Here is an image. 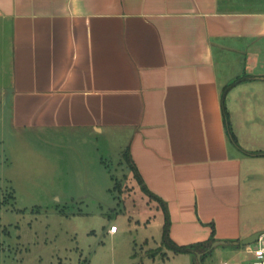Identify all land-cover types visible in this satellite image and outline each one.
Segmentation results:
<instances>
[{"label":"crops","instance_id":"crops-1","mask_svg":"<svg viewBox=\"0 0 264 264\" xmlns=\"http://www.w3.org/2000/svg\"><path fill=\"white\" fill-rule=\"evenodd\" d=\"M263 97L264 0H0V105L11 126L101 139L129 165L127 154L138 187L167 210L162 245L201 264L209 250L169 244L214 233L240 249L264 232L242 202L239 153L256 154L229 148L243 119L229 113H254ZM231 256L221 264L241 263Z\"/></svg>","mask_w":264,"mask_h":264},{"label":"rangeland","instance_id":"rangeland-1","mask_svg":"<svg viewBox=\"0 0 264 264\" xmlns=\"http://www.w3.org/2000/svg\"><path fill=\"white\" fill-rule=\"evenodd\" d=\"M226 104L229 113V99ZM254 109L229 113L234 124L243 116L238 144L229 148L256 154L239 153L249 177L242 202L250 208L247 218L258 222L264 221V97ZM89 143L67 133L15 129L0 105V264H201L197 253L162 245L163 210L148 200L116 149L101 139ZM111 225L117 233L108 232ZM214 242L204 264L231 262L234 251L240 264L254 259L244 246Z\"/></svg>","mask_w":264,"mask_h":264},{"label":"trees","instance_id":"trees-1","mask_svg":"<svg viewBox=\"0 0 264 264\" xmlns=\"http://www.w3.org/2000/svg\"><path fill=\"white\" fill-rule=\"evenodd\" d=\"M226 117H227V113H225ZM227 120V118H226ZM126 156V159H128L129 161V167L134 171V176L136 177V179L138 181H141V178L136 170V167L132 164L131 160H129V157L127 154H125ZM142 190L152 196V194H150V192L146 189L145 186H142ZM165 210V223H164V226H163V242L165 244H168V228H169V220H168V213H167V210L164 208ZM213 241H216L215 238H214V233L211 234L210 236V239L207 240L206 242H203V243H200L198 245H194V246H188V247H178V246H175L174 244H169L171 247H173L175 250L177 251H190V250H196V249H200V250H206L207 248H209V244L212 243ZM205 254L202 256V259L204 258Z\"/></svg>","mask_w":264,"mask_h":264},{"label":"built area","instance_id":"built-area-1","mask_svg":"<svg viewBox=\"0 0 264 264\" xmlns=\"http://www.w3.org/2000/svg\"><path fill=\"white\" fill-rule=\"evenodd\" d=\"M118 231L116 225H111L108 229L110 234H115ZM246 250L249 254L253 255V261L250 264H264V232H261L258 239L246 246ZM223 264H228L224 262Z\"/></svg>","mask_w":264,"mask_h":264},{"label":"water","instance_id":"water-1","mask_svg":"<svg viewBox=\"0 0 264 264\" xmlns=\"http://www.w3.org/2000/svg\"><path fill=\"white\" fill-rule=\"evenodd\" d=\"M260 233H261L260 231L255 232V233L251 234L250 236H247L246 238L242 239L240 242H236V244H239L240 246L250 245L258 239V236L260 235ZM217 244H218V242H214L213 246H215ZM199 260H200V263H202L201 254H199Z\"/></svg>","mask_w":264,"mask_h":264}]
</instances>
